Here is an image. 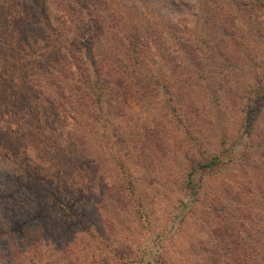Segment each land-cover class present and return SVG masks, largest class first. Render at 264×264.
Here are the masks:
<instances>
[{"label": "trees", "instance_id": "trees-1", "mask_svg": "<svg viewBox=\"0 0 264 264\" xmlns=\"http://www.w3.org/2000/svg\"><path fill=\"white\" fill-rule=\"evenodd\" d=\"M148 1L57 0L54 3L57 6L56 18L66 31L59 35L56 42L46 45L45 50L39 52L41 59L31 70L27 60L12 64V58L15 59L19 54L12 46L16 44L21 48L32 43L30 41L34 37L29 31H34V20L41 18L40 13L44 11L46 1L0 0V56H6V63L0 69V162L4 168L6 164L13 166L12 177L10 173L5 177L0 176V181L2 178L8 180L6 186L5 183L0 184V264H82L79 261L80 252H75L73 243L80 239L74 231L76 228L69 225L65 227L68 220L64 223L62 214H56L49 208L52 205L51 197L60 200L59 209L63 213L70 211L78 221L89 224V237L96 243L92 248L106 253L102 257L103 264H114L108 256L114 258L117 264H134L141 258L142 251L138 252L141 237L129 240L121 236L123 226L130 229L128 224L123 223V218L133 213L137 179L132 169L122 161L123 179L109 182L105 173L100 172L104 167L92 153L94 149H91L93 146L90 145L88 134L97 136L101 119L118 120L119 125L110 128L118 147L139 164L148 165L146 157H149L151 150L161 147L160 131L154 125H149V121H142L131 128L127 122L131 113L130 101L136 98L146 102L148 95H159L162 80L159 73L153 71L155 64L166 60L167 65L177 72L183 66L192 70L193 65L205 70L208 63L190 35L181 42L183 49L182 44L176 45L180 35L170 32L176 24L170 29L166 11L159 7V13L155 14L157 20L144 15V3ZM166 2L170 7L168 14L197 15V19L204 14L208 28L212 26L223 36H232L238 49H228V45L224 44L225 38L220 37L217 40L219 48L218 44L213 46H217V53H214L216 59L221 57L224 63H230L243 58L253 63L254 71L264 68V60L258 64L250 58L251 53L241 51L244 42L240 30H230L225 24H217L212 20L211 16L215 12L224 14L214 6L219 0ZM235 3L249 21L248 33L263 38L261 53L264 54V0H257L263 10L257 9L250 0H237ZM10 27L13 29L10 30ZM48 28L57 30L50 24ZM45 34L48 41L51 34L48 31ZM36 44L38 42L34 41V47ZM151 51L157 54H149ZM146 61H151L150 66ZM161 69L159 67L157 72ZM257 83L256 106L248 111L245 128L239 137V140L243 137V141L245 138L247 140L239 152L243 176L246 178L233 183L223 181L220 193L211 195L207 190L206 198L201 196L203 183H197L193 173L199 169L206 172L217 170L215 173H218L222 167L225 168V154L231 150L233 152V148H224L220 152L208 154L205 160L191 166L192 171L184 176L181 183L185 195L191 197V202H188L190 205L186 203L188 211L201 210L209 215L210 222L217 218L223 219L222 224L212 230V238L215 239L211 240L212 248L209 249L212 252L210 257L214 256L211 261L216 264L219 261H223V264H264V237L259 251L254 244L241 240V227H245L246 221L241 222L235 213H243L248 219L251 212H245V209H251L252 204L258 203L263 207L257 210L263 220L257 229L259 234H264V79ZM170 94L171 90L168 91ZM172 99V95L165 99L163 106L174 113L179 124L181 122L187 126L186 121L190 116L179 110ZM22 119L23 127L17 123ZM13 122L17 123L14 127ZM186 131L191 133V128ZM47 132L54 136L58 152L64 154L62 163H65V168L56 171L58 181L75 199H80V202L71 206L53 188H49L53 190L49 197L41 199L45 202L44 206H39L37 197L42 194L40 191L34 194L33 182L23 179V169H26L29 177L35 178L41 176L43 168L34 164V159L27 152L29 144L25 138L33 135L35 138ZM221 144H225V140ZM82 171L85 172L86 181L89 179L88 184L83 182L86 184L83 188V184H73L75 176L81 175ZM63 175L65 178H62ZM96 180L100 187L99 193L95 191ZM76 186L79 189H74ZM84 193L94 201L98 200L103 213L107 215L101 214L91 201H84ZM137 201L138 217L128 218L140 221L145 216L148 219L142 201ZM234 201H238L241 207L234 208ZM224 210H227L225 214ZM109 211H113V217L108 214ZM121 213L125 216L118 217ZM211 214L215 216L210 220ZM141 223L140 227H143ZM124 233L127 234V231ZM254 250L260 253L259 258L250 256ZM223 251L229 253L231 262L222 259Z\"/></svg>", "mask_w": 264, "mask_h": 264}, {"label": "rangeland", "instance_id": "rangeland-1", "mask_svg": "<svg viewBox=\"0 0 264 264\" xmlns=\"http://www.w3.org/2000/svg\"><path fill=\"white\" fill-rule=\"evenodd\" d=\"M45 1L43 6L44 11L40 13L41 18L34 20V31H29V34L34 37L30 41L32 43L22 45L21 48L16 44L12 46L19 53L15 59L12 58L13 62L8 57L12 64L15 62L19 63L20 60H27L30 62L29 69L34 70L36 62L41 59L39 52L44 51L46 45L56 42L59 35L63 34L64 30L66 31L64 25L56 18L57 6H54V3L57 0ZM166 1L150 0L144 3L145 10L141 9L144 10L143 13L146 17L155 20H157L155 14L159 13L160 8L164 12L166 11L165 16L168 19L167 22L170 29L176 24V27L170 30V32L180 35V43L178 42L176 45H181V42L185 41L190 35L191 40L196 45H199L198 50L201 52L200 54H203V57L208 62L205 65L207 69L202 70L200 66L193 65L191 66L192 70L183 66L176 72L164 60L161 64H155L153 67V71L159 73V78L162 80L159 95H148L149 97L146 102L136 98L130 101L131 113L127 118L129 119L127 122L131 128L142 121H149L151 122L149 125H154L160 131L162 139V142H160L161 147L151 150L149 157H146L147 162L149 161L148 165L139 164L133 157L126 156L124 150L118 147L110 129L113 126L119 125L120 122L118 120L103 121L101 119L99 122L100 126L98 125L97 136L88 134V137L91 142L90 145L93 146L91 149H94L93 155L96 157V160H100L102 167L105 169H100V172L101 174L105 173L109 182L112 183L122 178V176L124 177L122 161L132 169L137 179V196L135 194L136 198L133 197V213L126 216L122 215V213L118 215V217L125 216L123 223L130 226V229L123 226L121 236H126L127 239L133 238V240H138L137 238L141 237L142 243L138 250V252L142 251V254L140 253L141 258L134 264H216L211 261L214 256L210 257L212 252L210 253L209 249L212 248L211 240L215 239V237L212 238V230L222 224L223 219L217 218L211 220L215 216L211 214L210 222L207 213L201 210L188 211L186 203L191 202V197L185 195L184 190L181 188V183L184 176L192 171L191 166H195L196 162L200 160H205L208 154L215 153L216 151L220 152L224 148L228 150L233 148V152L231 150L225 154L224 160L227 161L225 168L222 167L218 173H215L217 170L206 172L200 169L193 173V177L197 183H203L201 196L206 198L205 192L207 190L211 195L220 193V188L224 185L223 181L233 183L243 180V168L241 167L239 152L247 140L245 138V141H243L244 137L239 140V137L245 128V118L248 111L256 106V96L258 93L255 88H257V82L264 79V68L262 67L263 69L254 71L253 63L243 58H240L237 62L224 63L219 56L220 58H217V61L215 54L217 53L216 47L218 46L219 48L217 40L220 37L225 38L224 44L228 45V49H238V45L234 43L232 36H223L222 32L212 28L211 25L208 28L204 22V14L200 19H197V15L168 14L170 7ZM219 1L214 6L224 14L220 15L215 12L211 16L212 20H215L217 24H225L230 30L233 28L240 30V37H243L244 42L241 51L247 54L248 52L251 53L250 58H253L256 63L260 64V60H264V54L261 53L263 38L255 33H248L249 27L247 23L249 24V21L243 15L244 11L240 9V6L238 5L239 7H237L235 3L237 0ZM250 1L257 9L263 10L261 5L257 3V0ZM203 6H206V3H203ZM35 22L37 23L36 25ZM48 24L52 28L56 27L57 30L52 31L53 29L48 28ZM12 29L10 27V30ZM46 31L51 34V38L48 41L45 38ZM238 36L236 37L239 38ZM34 41L35 43L38 42L35 47ZM215 45L217 46L213 47ZM247 47L251 51L250 49L246 50ZM150 48L154 50V48ZM181 48L183 49V44ZM151 53L157 54L156 51L149 52V54ZM146 62L150 66L151 61L150 63L149 61ZM4 63H6V56L1 55L0 69L4 67ZM159 67L162 69L160 72H157ZM39 72L41 71L39 70ZM166 88H169L168 91L171 90L170 95H168ZM171 95L173 97L172 100L179 106L178 109L182 112H187L190 116L186 121L188 123L187 126L180 121L179 124L174 113L167 111V108L163 106L164 100L169 99ZM18 122L21 123L22 127L24 126V119ZM261 122L263 121L261 120ZM17 123L13 122L12 126H16ZM31 124L34 123L31 122ZM187 127L191 128V133L186 131ZM54 140V136H51L50 132L38 134L35 138L34 135L25 138V142L29 144L27 152L34 159V164L37 166L41 165L43 168L41 176L35 178L29 177L26 169H23L25 172L23 179L27 182H33L35 185L33 186L34 194L37 191H40L42 194L41 197H37L39 206H44L45 202H42L41 199L49 197L53 190L60 192L61 196L67 201V204L71 206L76 202H80V199H75L74 195L62 187V182L58 181L59 177L56 171L59 168H65V163H62L64 154L58 152ZM224 140L225 144H221ZM15 162H18V160ZM5 166V168L2 166L1 161L0 176L5 177L10 173V177H12L13 166L7 164ZM63 176L62 178H65V175ZM75 178L73 184L79 183L81 185L83 182H86V184L89 182V179L86 181L84 171H82L81 175H76ZM255 180L258 181V179ZM7 182V179L2 178L0 184L5 183L6 186ZM95 183V191L99 193V183L97 180ZM86 184H83L82 188ZM49 188H53V190ZM74 189L79 188L76 186ZM83 195L84 201H91L101 214H106L103 213L98 200L94 201L86 193ZM138 195H140V198ZM51 198L52 205H49V208H52L56 214H62L64 223L68 220L64 224L65 227L69 225L76 228L74 231L78 233L80 239L79 242L73 241V243L76 246L75 252L77 254L80 252L79 261L82 264H103L102 257L106 253L103 250L99 251L92 248L96 243L89 237V224L78 221V218L73 216L70 211L63 213L62 209H59L61 205L60 200ZM137 200L142 201L144 212L147 213L148 217V219L145 216L141 218L140 221H142L141 225L143 224V227H140L138 219H129L135 216L138 217ZM188 204L190 205V203ZM233 205L234 208L241 207L238 201H234ZM260 208L263 207L257 203L252 204L251 209H245V212H251L248 219L245 218L243 213L235 211L236 217L241 222L246 221L245 227H241V240L248 241L251 245L254 244L258 251L261 246V240L264 237V234H259L257 229L263 220L258 212ZM226 211L224 210V214ZM108 214L112 215V217L114 216L113 211H109ZM125 231H127V234L124 233ZM216 239H218L217 236ZM92 252H94V255H92ZM259 255L260 253L254 250V253L250 256L252 258H259ZM108 258L112 263H116L115 259L111 256H108ZM216 258L218 257L216 256ZM222 259L231 262L229 253L225 251L222 252ZM219 262L217 264H223V261ZM54 264L57 263L54 262Z\"/></svg>", "mask_w": 264, "mask_h": 264}]
</instances>
